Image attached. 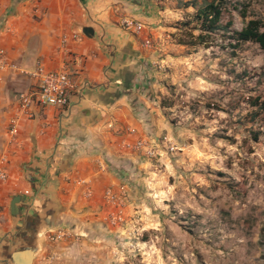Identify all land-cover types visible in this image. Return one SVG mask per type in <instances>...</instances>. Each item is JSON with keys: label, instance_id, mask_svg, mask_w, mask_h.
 Segmentation results:
<instances>
[{"label": "rangeland", "instance_id": "obj_1", "mask_svg": "<svg viewBox=\"0 0 264 264\" xmlns=\"http://www.w3.org/2000/svg\"><path fill=\"white\" fill-rule=\"evenodd\" d=\"M191 1L154 0L145 23L153 59L127 93L157 153L113 163L120 201L89 236L100 264H264V49H231L222 31L178 44L196 34L180 25ZM228 2L222 24L240 28L241 4L264 22V0Z\"/></svg>", "mask_w": 264, "mask_h": 264}, {"label": "crops", "instance_id": "obj_2", "mask_svg": "<svg viewBox=\"0 0 264 264\" xmlns=\"http://www.w3.org/2000/svg\"><path fill=\"white\" fill-rule=\"evenodd\" d=\"M154 8V0H0V48L8 61L23 70L39 63L64 71L72 82L65 106L34 104L26 117L17 110L16 94L32 88L33 78L0 71L6 171L0 181V264H13V250L24 262L21 249L28 247L29 264H100L89 236L107 227L103 191L118 187L112 165L128 152L122 139L143 133L133 103L138 101L127 92L136 86L140 65L153 59L152 28L145 23L157 21ZM124 19L141 29L124 26ZM12 120L17 131L9 141ZM14 195L22 199L11 215ZM58 226L71 235L49 242L45 231Z\"/></svg>", "mask_w": 264, "mask_h": 264}, {"label": "built area", "instance_id": "obj_3", "mask_svg": "<svg viewBox=\"0 0 264 264\" xmlns=\"http://www.w3.org/2000/svg\"><path fill=\"white\" fill-rule=\"evenodd\" d=\"M122 24L126 27L132 28L137 32L141 29V24L131 20L124 19ZM147 43V42H146ZM9 71L11 73L25 74L34 80L32 88H26L19 90L16 94L17 110L20 115L31 117V107L34 104L41 106H65L67 104V92L72 87V82L66 72L60 70H47L39 63H36L30 70H23L15 65L13 62L8 61L7 56L3 48H0V71ZM16 120H12L7 128V138L12 141L16 134ZM128 133L132 130L127 129ZM123 148L140 152L141 154L150 157L154 156V146L144 136H137L135 138H124L121 141ZM5 157L0 152V181L6 177V171L3 166ZM27 194V190H24ZM103 198L107 203L118 204L119 196L115 194L110 187H106L103 191ZM116 217V216H115ZM118 219V217H116ZM71 231L63 226L54 227L45 231L46 238L49 242H58L65 240L71 235Z\"/></svg>", "mask_w": 264, "mask_h": 264}, {"label": "trees", "instance_id": "obj_4", "mask_svg": "<svg viewBox=\"0 0 264 264\" xmlns=\"http://www.w3.org/2000/svg\"><path fill=\"white\" fill-rule=\"evenodd\" d=\"M186 5L193 7L194 11L188 19L181 21L180 25L187 28L193 25L192 28L196 30V34H190L192 38L190 42L178 39V44L203 45L208 41L211 34L222 31L227 33V46L231 49H237L245 42L255 43L264 49V22L258 18L245 19L244 5L241 4V8L236 11L242 21V25L238 29L231 28L232 19L230 16L224 24L221 23L222 15L229 11V6L231 9H236L234 4L228 2V0H192ZM250 105L262 108L263 102L258 104L254 99ZM255 137L256 135H254V139Z\"/></svg>", "mask_w": 264, "mask_h": 264}, {"label": "water", "instance_id": "obj_5", "mask_svg": "<svg viewBox=\"0 0 264 264\" xmlns=\"http://www.w3.org/2000/svg\"><path fill=\"white\" fill-rule=\"evenodd\" d=\"M82 31L85 32V29H83ZM21 199H22V197L20 195H14L10 199L9 211H10L11 215H16L19 212V207L17 204ZM21 250L26 253L25 261L19 262L17 258L19 256L20 251L19 250H13L9 254V259L11 260V262L13 264H29L30 263L31 258H32V249L28 247V248H23Z\"/></svg>", "mask_w": 264, "mask_h": 264}]
</instances>
